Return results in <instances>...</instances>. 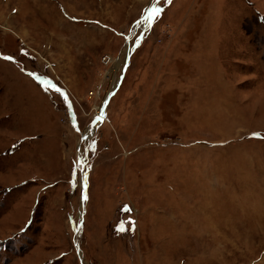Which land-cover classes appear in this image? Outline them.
Listing matches in <instances>:
<instances>
[{
  "label": "rangeland",
  "instance_id": "1",
  "mask_svg": "<svg viewBox=\"0 0 264 264\" xmlns=\"http://www.w3.org/2000/svg\"><path fill=\"white\" fill-rule=\"evenodd\" d=\"M0 264H264V0H0Z\"/></svg>",
  "mask_w": 264,
  "mask_h": 264
},
{
  "label": "water",
  "instance_id": "2",
  "mask_svg": "<svg viewBox=\"0 0 264 264\" xmlns=\"http://www.w3.org/2000/svg\"><path fill=\"white\" fill-rule=\"evenodd\" d=\"M127 60H128V58H126V61L125 62H127ZM112 93V92H111ZM109 98V96L107 97V99Z\"/></svg>",
  "mask_w": 264,
  "mask_h": 264
},
{
  "label": "bare ground",
  "instance_id": "3",
  "mask_svg": "<svg viewBox=\"0 0 264 264\" xmlns=\"http://www.w3.org/2000/svg\"><path fill=\"white\" fill-rule=\"evenodd\" d=\"M98 119H99V118H98ZM98 122H99V120H98L96 123H98ZM96 125H97V124H95L94 127H95Z\"/></svg>",
  "mask_w": 264,
  "mask_h": 264
},
{
  "label": "snow or ice",
  "instance_id": "4",
  "mask_svg": "<svg viewBox=\"0 0 264 264\" xmlns=\"http://www.w3.org/2000/svg\"><path fill=\"white\" fill-rule=\"evenodd\" d=\"M169 2H170V0H169Z\"/></svg>",
  "mask_w": 264,
  "mask_h": 264
}]
</instances>
